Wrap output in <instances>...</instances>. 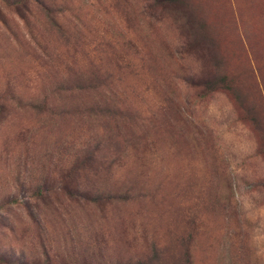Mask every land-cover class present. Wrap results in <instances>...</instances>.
I'll list each match as a JSON object with an SVG mask.
<instances>
[{
    "label": "rangeland",
    "instance_id": "obj_1",
    "mask_svg": "<svg viewBox=\"0 0 264 264\" xmlns=\"http://www.w3.org/2000/svg\"><path fill=\"white\" fill-rule=\"evenodd\" d=\"M182 1L0 0V264H264V0Z\"/></svg>",
    "mask_w": 264,
    "mask_h": 264
},
{
    "label": "trees",
    "instance_id": "obj_2",
    "mask_svg": "<svg viewBox=\"0 0 264 264\" xmlns=\"http://www.w3.org/2000/svg\"><path fill=\"white\" fill-rule=\"evenodd\" d=\"M37 1V0H36ZM157 1V0H156ZM176 2H178V3H181V2H183L182 0H176ZM41 6H42V8L48 13V15H50L51 17H52V19L54 18V9H53V7L52 6H48V5H43V4H41ZM150 6V5H149ZM148 7V6H147ZM151 7V6H150ZM55 26H58V24L57 23H55L54 24ZM226 76L225 75H223V76H221L217 81H216V83H219L220 84V86H222V88H225L227 91H232L233 90V88L232 87H230V85L228 84V82L226 81ZM215 83V82H214ZM215 83V84H216ZM95 86H93V88H94ZM97 87V86H96ZM236 96H237V99H239V97H238V95L236 94ZM240 100V99H239ZM109 193V192H108ZM110 194V193H109ZM109 194H107V193H96V195H95V197H96V199L95 200H97V201H100V200H102L103 199V197H107L108 199L110 198V196H109ZM84 196H86V197H88V194H83ZM157 259V250H154V253H153V256L151 257V258H146V261L144 260V261H141V262H136V263H131V264H144L145 262H147V263H149V262H151L153 259Z\"/></svg>",
    "mask_w": 264,
    "mask_h": 264
}]
</instances>
